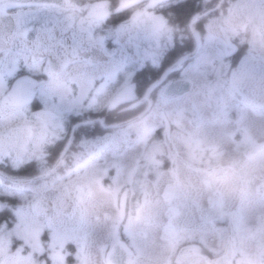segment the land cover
Masks as SVG:
<instances>
[{
  "label": "rangeland",
  "instance_id": "1",
  "mask_svg": "<svg viewBox=\"0 0 264 264\" xmlns=\"http://www.w3.org/2000/svg\"><path fill=\"white\" fill-rule=\"evenodd\" d=\"M209 38L183 70L193 84L187 94L161 98L125 127L98 133L97 124H82L78 144L45 181L21 186L0 177V264H107L109 243L120 236L126 264H264V112L254 110L264 95L240 99L239 122L252 138L234 142L236 124L227 111L221 116V95L202 72L221 68V37ZM81 102L61 88L58 98L44 96L40 110L50 119L33 115L30 133L23 108L3 105L0 95V163L15 170L31 161L38 175L48 173L58 157L48 161L53 145L64 147L74 122L96 117L62 115ZM169 124L171 142H143ZM38 201L60 207L38 210Z\"/></svg>",
  "mask_w": 264,
  "mask_h": 264
},
{
  "label": "flooded vegetation",
  "instance_id": "2",
  "mask_svg": "<svg viewBox=\"0 0 264 264\" xmlns=\"http://www.w3.org/2000/svg\"><path fill=\"white\" fill-rule=\"evenodd\" d=\"M215 23L221 28L210 26ZM195 35L200 42L198 53L166 76L148 96L149 102L135 105L166 69L193 52ZM219 36L221 68L215 70V75L208 69L202 72L206 79H211L208 81L215 89L212 94L221 95V116L225 120L227 111L236 124L233 141H250L252 137L239 122L243 106L240 99L257 98L260 91L264 95V0H44L43 3L0 0L2 103L22 107L26 129L32 133L37 128L33 115H39L45 123L50 119L40 110L39 100L44 96L58 98L61 88L66 99L83 100L62 115L96 117L76 121L71 126L64 145L70 148L72 143L78 144L74 132L81 124H97L105 129V121L99 116L129 113L132 116L128 120L143 113L149 103V109L138 122L161 98L173 100L187 94L193 84L183 77V70L199 56L205 43L211 45L209 37ZM179 51L182 53L177 56ZM172 57V62L161 71ZM215 63L211 62L213 69ZM152 72L159 75H148ZM175 81L189 82V90L176 97L164 96L166 86ZM202 84L206 85L207 81L203 80ZM234 96L237 98L234 103L226 101ZM88 101L93 102L83 108L81 105H87ZM254 110L264 112V104L255 103ZM170 138L169 124L163 133L155 129L143 142L151 146L156 142L166 143ZM52 169L48 176L55 170ZM37 175L33 178L45 181L47 173ZM33 178L15 183L33 184L30 181ZM28 191L23 189L25 194ZM34 207L49 212L60 206L38 201ZM122 215L118 228L124 221V208ZM109 245L106 258L117 246L127 262L129 251L122 236ZM71 249L75 251V246L71 245Z\"/></svg>",
  "mask_w": 264,
  "mask_h": 264
},
{
  "label": "water",
  "instance_id": "3",
  "mask_svg": "<svg viewBox=\"0 0 264 264\" xmlns=\"http://www.w3.org/2000/svg\"><path fill=\"white\" fill-rule=\"evenodd\" d=\"M5 1H8V2H15V3H21L22 0H5ZM53 2H56V0H52ZM40 3H43L44 0H39ZM24 3V2H23ZM199 48H200V42H199V39L196 38V35H195V48L193 50L192 53L178 59L172 66H170L168 69H166L164 71V73L161 75V77L156 80L155 82H153L149 87L148 89L146 90L144 96L137 102L135 103L136 104H139V103H142V102H149L148 101V96L150 95V93L157 87L159 86L163 80L165 79L166 76H168L169 74H171L174 70L178 69L181 64L191 58H193L199 51ZM190 88V83L187 82V81H175V82H171L169 83L165 90H164V96L166 97H176V96H179L185 92H187ZM149 109V103H148V107L146 108V110L135 116L134 118L126 121V122H123V123H119V124H116V125H113V126H108L109 127H119V126H123V125H126V124H129L130 122H133L135 120H137L138 118H140L143 114L146 113V111ZM67 149V147L64 149V151ZM64 151L61 153L60 157L58 158L57 162H56V165H58L60 163V160L64 154ZM56 165L54 166V168L56 167ZM122 203H121V207L124 208V204H123V201L124 199L121 200ZM44 208H47V206L45 205ZM125 254L119 250V248H117V246H114L113 249L110 251V253L108 254L107 256V262L109 264H126L125 262Z\"/></svg>",
  "mask_w": 264,
  "mask_h": 264
},
{
  "label": "trees",
  "instance_id": "4",
  "mask_svg": "<svg viewBox=\"0 0 264 264\" xmlns=\"http://www.w3.org/2000/svg\"><path fill=\"white\" fill-rule=\"evenodd\" d=\"M181 53L182 52L179 51L177 56H179ZM173 58L174 57H172L170 60H168L167 63L164 64L161 67V71L163 69H165L170 64V62H172ZM158 73L152 72V73H148V75H153V77H157L159 75ZM130 116H132V115L129 114V113L125 114V115L110 114V115L104 116L103 119H104L105 122L107 121V125H108V124H111L113 122L124 121L127 118H129ZM84 125H88V124H84ZM84 125L81 124V126H84ZM98 129H99V126H98V128H96L94 130L99 133L100 129L99 130ZM72 146H73V143H72ZM63 148L64 147H62L60 149L59 145L54 144L53 145V150H52V152L50 154V159L48 161H50L54 155L58 154V156H59L60 153L62 152ZM69 151H70V148L66 152L69 153ZM66 152H65V154L67 156ZM12 167H13L12 165H5V164L0 163V171L6 173V175H8L10 177H11V175H13V176H18V177L21 176V178H26V177H31V176L33 177V175L35 176L37 174V165L34 162H31V161L30 162H25L24 164L19 165L15 170ZM5 219H6V212L5 211H1L0 212V222H2V220H5Z\"/></svg>",
  "mask_w": 264,
  "mask_h": 264
}]
</instances>
